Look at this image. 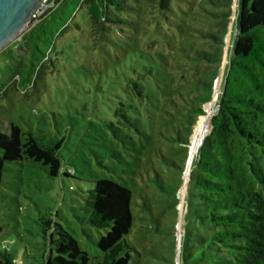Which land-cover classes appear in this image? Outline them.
Wrapping results in <instances>:
<instances>
[{"label":"rangeland","instance_id":"obj_1","mask_svg":"<svg viewBox=\"0 0 264 264\" xmlns=\"http://www.w3.org/2000/svg\"><path fill=\"white\" fill-rule=\"evenodd\" d=\"M158 1L124 0V12L111 17L123 24H94L82 4L30 80L28 46L21 40L27 26L0 50V131L13 124L25 135L61 140V169L70 174L49 179L45 167L27 159L7 165L0 241L17 262L43 263L50 234L56 237L53 226L43 233L46 220L72 236L90 260L100 255L95 246L104 232L87 222L85 207L91 183L100 179L131 191V264H171L176 258L190 158L198 150L195 135L208 134L215 114L237 0H168L165 11ZM219 51L218 65L204 59ZM209 81L211 102L195 118V98ZM192 120L184 150L177 137ZM156 177L179 188L176 202L154 187ZM172 227L174 238L168 237Z\"/></svg>","mask_w":264,"mask_h":264},{"label":"trees","instance_id":"obj_2","mask_svg":"<svg viewBox=\"0 0 264 264\" xmlns=\"http://www.w3.org/2000/svg\"><path fill=\"white\" fill-rule=\"evenodd\" d=\"M46 3L51 5L29 22L21 36L28 46L29 71L25 80H30L35 68L49 59L57 37L73 22L82 4L87 6L94 24L124 23L111 19L124 12V0ZM157 7L167 10L168 0H159ZM234 26L231 58L217 112L190 167L178 264H264V0H237ZM219 44L223 45L221 41ZM204 59L218 65L221 51ZM16 78L21 86L22 79L18 74ZM212 93L211 81L201 84V94L195 98L198 106L192 109L195 118L204 115L201 107L211 102ZM193 124L194 120L184 128V136L177 137L184 150L188 149ZM196 131L199 132L197 127L194 134ZM61 145V140L25 135L16 125L9 124L0 131V186L7 165L24 159L45 167L49 179L60 173L69 177L61 169ZM151 182L162 194L170 196V203L177 201L179 188L164 184L157 177ZM91 184L85 207L87 222L104 232L95 246L100 255L90 260L72 236L46 220L43 233L53 226L56 237L53 239L50 234L49 251L41 255V264H131L133 250L127 241L133 225L131 191L110 180L100 179ZM168 237L174 238L173 227ZM0 264L23 263L17 262L0 241ZM171 264H175L174 258Z\"/></svg>","mask_w":264,"mask_h":264},{"label":"water","instance_id":"obj_3","mask_svg":"<svg viewBox=\"0 0 264 264\" xmlns=\"http://www.w3.org/2000/svg\"><path fill=\"white\" fill-rule=\"evenodd\" d=\"M40 1L0 0V50L25 30ZM214 112H217V107ZM177 252L175 264L179 262V246Z\"/></svg>","mask_w":264,"mask_h":264},{"label":"built area","instance_id":"obj_4","mask_svg":"<svg viewBox=\"0 0 264 264\" xmlns=\"http://www.w3.org/2000/svg\"><path fill=\"white\" fill-rule=\"evenodd\" d=\"M47 0H41L36 9L34 10L31 20H34L37 16L41 15L51 4L46 3Z\"/></svg>","mask_w":264,"mask_h":264},{"label":"bare ground","instance_id":"obj_5","mask_svg":"<svg viewBox=\"0 0 264 264\" xmlns=\"http://www.w3.org/2000/svg\"><path fill=\"white\" fill-rule=\"evenodd\" d=\"M204 135V134H203ZM196 137V140H195V142H196V144H197V146H198V149H199V147H200V144H201V142L203 141L202 140V136H198V135H195ZM199 144V145H198ZM198 151V150H197ZM197 151L191 156V158H190V160H193L194 159V157H195V155H196V153H197Z\"/></svg>","mask_w":264,"mask_h":264}]
</instances>
